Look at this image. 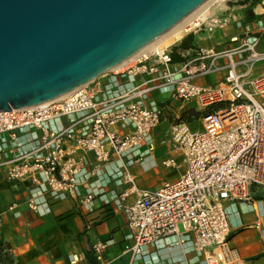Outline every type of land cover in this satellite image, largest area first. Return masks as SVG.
Instances as JSON below:
<instances>
[{
  "label": "built area",
  "instance_id": "1",
  "mask_svg": "<svg viewBox=\"0 0 264 264\" xmlns=\"http://www.w3.org/2000/svg\"><path fill=\"white\" fill-rule=\"evenodd\" d=\"M228 22L224 15H212L197 29L210 31ZM258 31H264L262 23ZM230 40L235 44L226 48L198 47L195 58L179 66H171L168 47L109 70L63 97L0 112V168L6 178L34 186L27 200L33 211L42 204L38 194L66 198L100 172L101 180L88 186L81 202L88 204L99 193L109 203L108 184L114 180L124 186L116 206L125 215L133 240L126 249L133 255L181 233L186 239L192 235V250L203 264H245L228 245L227 204L250 201L257 193L264 198V70L251 75L253 66L264 61V49H258L260 38L248 29ZM219 58L227 61L220 83L193 81L218 69ZM134 77L139 82L124 88L120 81ZM155 89L168 92L178 105L193 102L200 128L176 117L170 136L177 154L162 164L183 166L181 174L158 189H139L130 167L152 149L151 132L169 109L149 98ZM112 155L116 165L106 170ZM104 247L101 241L93 245L97 253Z\"/></svg>",
  "mask_w": 264,
  "mask_h": 264
},
{
  "label": "crops",
  "instance_id": "2",
  "mask_svg": "<svg viewBox=\"0 0 264 264\" xmlns=\"http://www.w3.org/2000/svg\"><path fill=\"white\" fill-rule=\"evenodd\" d=\"M257 6V7H256ZM220 15L228 18L226 26L213 30L196 29L187 33V46L180 45L182 38L170 46L171 66H179L184 60L193 59L198 47L213 46L226 48L235 43L230 38L248 29L256 33L260 41L258 49H264V10L260 3L251 0H228ZM184 36V37H185ZM238 59V57H235ZM198 61H194L197 64ZM226 58L215 62L218 68L208 74L196 76L194 82L213 85L222 81ZM243 71L244 67L240 66ZM264 70V61L253 66L251 75ZM138 77L123 79L124 88L139 82ZM101 81H105L101 78ZM149 98L169 105L160 123L152 130V149L133 162L130 171L139 189H152L165 181L174 180L181 174L183 166L173 168L162 164V160L177 154L170 136V126L183 112L192 110L193 102L178 105L169 98V93L155 89ZM192 129L200 128L196 118L188 121ZM26 139V135H22ZM28 146V144L26 145ZM88 161L92 154L86 155ZM116 165L111 156L105 169ZM102 174L96 172L85 183L77 186L73 195L54 199L47 192L38 194L42 204L37 211L31 210L27 200L34 186L27 180L8 179L4 168H0V264H203L192 250V235L170 234L147 244L138 255H133L127 246L133 243L126 218L116 206V196L123 187L112 180L106 187L104 198L95 193L88 204L81 201L86 197L88 186L96 185ZM131 196L129 199H131ZM228 245L236 249L245 264H264V198L261 194L247 202L227 204ZM104 242L105 247L95 252L93 245Z\"/></svg>",
  "mask_w": 264,
  "mask_h": 264
},
{
  "label": "water",
  "instance_id": "3",
  "mask_svg": "<svg viewBox=\"0 0 264 264\" xmlns=\"http://www.w3.org/2000/svg\"><path fill=\"white\" fill-rule=\"evenodd\" d=\"M206 0H0V112L106 73Z\"/></svg>",
  "mask_w": 264,
  "mask_h": 264
},
{
  "label": "bare ground",
  "instance_id": "4",
  "mask_svg": "<svg viewBox=\"0 0 264 264\" xmlns=\"http://www.w3.org/2000/svg\"><path fill=\"white\" fill-rule=\"evenodd\" d=\"M224 0H206L202 4H200L198 7L193 9L191 12H189L186 16H184L181 20H179L176 24H174L172 27L167 29L165 32L160 34L158 37L144 45L141 49H139L137 52L129 56L128 58L124 59L114 67H112L110 70H116V69H122L126 65H128L131 62H134L135 60L147 57L149 55H153L155 53H160L162 50L165 49V47L174 44L175 42L179 41L181 38H183L189 31L193 30L198 25L208 22L209 18L211 17V14L213 13L214 9L222 5ZM86 84V83H85ZM84 85V84H83ZM82 86V85H81ZM79 86V87H81ZM77 87V88H79ZM75 88V89H77ZM75 89L62 94L57 98L63 97Z\"/></svg>",
  "mask_w": 264,
  "mask_h": 264
},
{
  "label": "trees",
  "instance_id": "5",
  "mask_svg": "<svg viewBox=\"0 0 264 264\" xmlns=\"http://www.w3.org/2000/svg\"><path fill=\"white\" fill-rule=\"evenodd\" d=\"M240 1L243 2V3H245V2H247V1H249V0H240ZM251 3H252V4L257 3V0H251ZM263 10H264V7H261V11H263ZM187 37H188V35L185 36V37H183L182 40H181V42H180V45H182L183 47L187 46V43H184V40H185ZM198 114H199V113L196 112V111L189 110V111H187V112H183V113L180 115V119H183V120H186V121H190V120H192V119H194V118H197Z\"/></svg>",
  "mask_w": 264,
  "mask_h": 264
},
{
  "label": "rangeland",
  "instance_id": "6",
  "mask_svg": "<svg viewBox=\"0 0 264 264\" xmlns=\"http://www.w3.org/2000/svg\"><path fill=\"white\" fill-rule=\"evenodd\" d=\"M227 1H228V0H224L221 6L217 7V9L215 8L214 11H213V13L211 14V16H212V15H220V11L222 10V8H224L225 3H226ZM257 2L260 3V6H261V7H264V0H257ZM256 7H257V6H256ZM204 23H205V22H204ZM197 27H198V26H197ZM197 27H195L193 30H196ZM200 27L203 28L202 25H201ZM193 30H191V31H189V32H192ZM189 32H188V33H189ZM175 43H176V42H175ZM172 45H173V44H172ZM170 46H171V45H169V46H167V47H165V48H168V47H170ZM174 120H175V119H174ZM161 185H162V184H158V185L154 186L152 189H158L159 187H161Z\"/></svg>",
  "mask_w": 264,
  "mask_h": 264
}]
</instances>
